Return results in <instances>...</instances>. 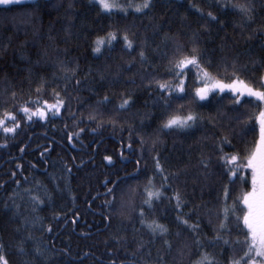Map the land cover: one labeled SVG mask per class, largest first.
Masks as SVG:
<instances>
[{
  "label": "snow or ice",
  "instance_id": "obj_1",
  "mask_svg": "<svg viewBox=\"0 0 264 264\" xmlns=\"http://www.w3.org/2000/svg\"><path fill=\"white\" fill-rule=\"evenodd\" d=\"M87 3L97 17H107L110 21L103 34L95 36L92 51L96 54L111 52L119 44L130 57L123 65L116 66L111 84H137L139 77L149 90L152 108L161 113L154 135L147 138L134 132L131 124L128 125V139L126 143L121 142L120 156L128 159L124 156L126 148L135 167L130 173L125 172L123 176L117 174L111 179L105 177L102 182L103 203L108 209L105 220L110 223L113 212L126 215L130 220L134 218L140 225L137 231L146 232L149 237L145 240L143 235L139 239L134 236L136 247L128 255L122 256L110 249L107 264H167L164 255L172 250L173 236L184 238L183 248L179 251L181 257L185 249L191 255L195 247L197 259L192 264H220L207 251L209 247L215 249L218 246L221 256L225 255V249L231 251L227 264H264V0H87ZM62 4L63 0L57 3L49 0L46 6L56 9ZM21 5L30 7L25 0H0V6L5 11ZM158 6L161 9L159 13ZM40 7L36 5L31 11L22 12L21 23H34L36 9ZM130 12L138 14L137 18L149 20L144 28L146 32L151 30V42L147 35L143 39L136 38L139 31L137 25H121L116 20L121 14L127 18ZM77 13L76 0H68L66 18L72 20ZM169 13L180 16L182 30H190L188 44L180 39L181 33L172 29L171 17L165 18ZM193 14L196 17L195 27L191 22ZM157 37L159 43H156ZM48 39L55 41L56 38L49 34ZM216 39L220 43L212 47ZM64 42L67 43V40ZM169 44L172 45L170 50ZM241 45L244 46L242 49ZM9 46L5 45L3 51ZM257 48L259 56L256 55ZM161 52L166 63L162 66L163 71L158 73L150 56L151 53L159 56ZM242 54L247 55L244 61L240 59ZM43 55L47 56V52ZM44 63L46 61H29L32 66L22 70L29 79L33 75L37 77L36 86L29 89L27 98L11 86L5 88L7 95L0 99V135L4 136L0 148L7 147L9 140H17L22 134L27 136V130L37 123L48 124L65 115L72 117L76 129L66 132L69 142L74 138L79 140L84 133L81 123H94L95 127L90 129L92 132L105 124L113 128L119 126L123 130L124 124L115 117L135 106L131 92L122 90L120 102L113 108L107 93L100 95L99 90L92 88L90 91L98 96L95 105L90 106L86 116L78 114L71 110V102L74 99L72 90L82 86L77 74L79 65L57 57L53 66L62 75L57 77L54 74L49 81L40 74ZM150 68L151 72L148 71ZM4 72L0 69V73ZM125 72L129 73L127 81L121 78ZM90 74V70L84 73L85 81ZM103 79L101 73L100 80ZM206 108L214 110L205 113L202 110ZM151 118V112L144 113L141 123L143 119ZM68 127L65 123L64 128ZM201 128L211 130L209 136L202 138L212 141L211 154L200 152L194 165L196 173L190 177L186 167L169 173L161 163L158 149L162 136L183 137ZM234 141H238L240 147ZM134 143L139 147L134 149ZM26 146L18 150L23 153ZM50 151L46 147L40 155ZM103 158L109 165L113 164L111 155ZM149 159L153 166L151 175L147 174ZM16 167L22 169V165L17 164ZM65 170L68 174L72 172L67 165ZM16 175L15 172L10 173L12 178ZM181 176L186 177L185 185L191 178L199 182L202 189L212 187L210 181L218 183L219 187L213 189L216 191L215 203L209 207L207 203L189 201L185 192L177 186ZM23 179L27 180V177ZM13 182L16 185L21 183L19 179ZM25 191L32 202V211L36 212L45 200L34 195L31 188ZM46 195L51 198L50 193ZM169 206L173 211L175 232L160 218H167ZM3 208L14 209L13 216L19 215L20 205L15 201L12 205L4 203ZM202 214L207 216L212 232L210 238L203 232ZM78 216L79 213H75V217ZM75 222L73 219L72 223ZM28 223L25 217V230ZM41 227L52 232L51 225ZM16 231L19 232L20 227ZM31 239L33 237L28 233L13 245V249L21 256L28 255V264H45L47 253L42 246L36 245L31 250L25 247ZM114 239L117 244L121 243L119 238ZM124 239L126 241L127 238ZM157 241L163 246L162 250H158L157 259L146 260L145 253L151 257L149 246ZM6 248L0 237V264H10ZM63 253L71 255L67 248L63 249ZM101 264H104L103 259Z\"/></svg>",
  "mask_w": 264,
  "mask_h": 264
},
{
  "label": "trees",
  "instance_id": "obj_2",
  "mask_svg": "<svg viewBox=\"0 0 264 264\" xmlns=\"http://www.w3.org/2000/svg\"><path fill=\"white\" fill-rule=\"evenodd\" d=\"M48 2L49 0L25 1V4L30 7L12 6L7 11L0 6V69L5 70L4 73H0V99L6 97L5 88L9 86L27 98L26 94L30 88L36 86L37 79L36 75L29 79L27 73L22 71L32 66L29 61H46L40 74L47 77L49 81L52 80L54 74L57 77L62 75L53 66V62L59 57L74 61L79 65L77 74L82 80V86L78 90H72L74 99L71 102V110L73 112L86 116L90 106L95 105L98 96L90 91L92 88L99 90L100 95L107 93L113 108L120 102L119 96L122 90L131 92L136 103L130 111L121 112L115 117L124 124L123 130L119 126L113 128L105 124L98 131L92 132L90 129L95 127L94 123H81L80 126L85 128L84 133L80 135L79 140L74 138L72 142H69L66 139V132L76 129L72 117L65 115L62 118L57 117L48 124L37 123L27 130V136L22 134L17 140H9L7 147L0 148V185H3L0 187V237L7 246L6 254L10 264H22V262L28 264L30 257L21 256L17 250L13 249V245L25 238L28 233H31L33 239L28 240L25 247L31 250L36 245L42 246L47 253L45 264H101L102 259L104 264H107L110 249L118 251L122 256L128 255L136 247L133 242L134 236L139 239L143 235L145 240L149 237L146 232L137 231L140 225L134 218L130 220L126 215L121 216L113 212L111 222L108 223L105 220L108 209L103 203L102 182L105 177L111 179L117 174L123 176L125 172L130 173L135 167L126 148L124 156L128 159L120 156L121 142L126 143L128 139V125L131 124L134 132L147 138L154 135L161 113L152 108L149 90L144 87L139 77H137V84H111L116 66L123 65L124 61L130 59L127 53L121 50L119 44L111 52L96 54L92 51L95 36L103 34L110 23L107 17H97L95 10L88 5L87 0H76L78 13L72 20H69L65 16L68 0H63V4L56 9L47 7ZM50 2L57 3L58 0H50ZM36 5H41V7L36 9L34 23H21V13L31 11ZM160 10L158 6L157 13ZM137 16L138 14L134 15L130 12L127 18L121 14L116 17V20L121 25H137L139 31L136 38L143 39V36L147 35L151 42V30L146 32L144 28L149 24V20L137 18ZM169 17L173 21L172 29L181 33L180 39L188 44L190 30H182L178 14L173 16L169 13L165 18ZM195 19V14H193L191 17L193 27H195ZM50 24L51 27H49ZM230 32L231 29H229ZM49 34L56 38L55 41L48 39ZM220 35L223 36L224 33L221 32ZM155 39L156 43H159V38ZM65 40L67 43L64 42ZM219 43V39H216L211 46L216 47ZM5 45L10 46L3 51ZM168 47L170 50L172 45L169 44ZM240 47L242 49L244 46ZM149 51L151 52V48ZM45 52L47 56L43 55ZM256 55L259 56V48L256 49ZM150 59L157 72H162V66L166 63L162 52L159 56L157 53H151ZM240 59L241 61L246 60L247 55L242 54ZM89 70L91 74L85 81L84 73ZM148 71L151 72L152 69ZM101 73L104 75L103 80H100ZM128 75L127 72L122 73L121 78L127 81ZM5 77H7L6 80ZM213 110L214 108H206L202 111L208 113ZM148 112L152 113V118L143 119L141 123L143 114ZM65 123L69 126L67 129L64 128ZM210 133V129L201 128L183 137L162 136V143L158 145V149L165 169L171 173L178 168L186 167L189 177L194 175L196 173L194 165H196L200 152L211 154L212 141L202 139ZM3 142L4 136L0 135V144ZM234 143L240 147L238 141ZM25 145L27 146L21 153L18 149ZM46 147L51 151L41 156L40 153ZM138 147V144H133L134 149ZM105 155L113 157L112 165L104 160ZM81 161H83L82 165ZM17 164L22 165V169L17 168ZM65 165L72 168L71 174L66 172ZM152 168V162L149 159L148 175L152 174ZM12 172L17 174L16 177H10ZM25 176L27 180L23 179ZM185 178L181 176L177 186L185 192L189 201L198 204L207 203L209 207L215 203L216 191L213 189L219 187L218 183L210 181L212 187L202 189L199 182H194L191 178H188L187 185H185ZM14 179H19L20 185H16L13 182ZM140 181H143V175ZM28 188L32 189L34 195H39L45 200L43 205L38 206L36 212L32 211V202L25 191ZM46 193L51 194L50 199ZM13 201L20 205L18 216H13L14 209L5 210L3 208L4 203L12 205ZM75 213H79L78 218L75 217ZM25 217L29 221L27 230L23 227ZM202 217L203 232L210 238L212 232L207 223V216L202 214ZM160 218L162 222L169 224L173 232L176 231L172 223L171 206L168 207L167 218L163 216ZM73 219L76 220L75 223H72ZM33 221H35L34 224ZM41 225L45 228L51 225L52 232L45 231ZM17 227H20L19 232L16 231ZM114 238H119L121 243L117 244ZM171 239L172 250L165 252L164 255L167 264H177L178 261L181 264H192V261L197 259L195 247L191 255L188 254L187 249L184 250L185 254L182 257L179 255V251L183 248V236H173ZM65 248L71 253L70 256L63 253ZM149 248L151 257L145 253V259L155 261L158 250H162L163 246L157 241ZM207 251L215 256L220 264H227V259L232 256L229 249L224 250L225 255H219L221 252L219 246L215 249L209 247ZM84 253H89V255L85 256Z\"/></svg>",
  "mask_w": 264,
  "mask_h": 264
},
{
  "label": "rangeland",
  "instance_id": "obj_3",
  "mask_svg": "<svg viewBox=\"0 0 264 264\" xmlns=\"http://www.w3.org/2000/svg\"><path fill=\"white\" fill-rule=\"evenodd\" d=\"M25 1H30V0H25Z\"/></svg>",
  "mask_w": 264,
  "mask_h": 264
}]
</instances>
